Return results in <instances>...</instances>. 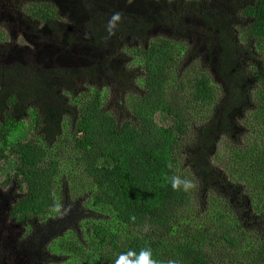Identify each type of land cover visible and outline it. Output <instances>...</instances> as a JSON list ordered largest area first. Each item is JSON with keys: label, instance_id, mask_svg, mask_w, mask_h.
<instances>
[{"label": "trees", "instance_id": "1", "mask_svg": "<svg viewBox=\"0 0 264 264\" xmlns=\"http://www.w3.org/2000/svg\"><path fill=\"white\" fill-rule=\"evenodd\" d=\"M117 11L123 19L109 38L106 25ZM27 14L67 47L99 54L120 36L135 42L142 72L92 57L46 69L0 60V159L16 160L21 224L54 207L59 163L48 155L69 128L100 214L89 226L95 264L143 248L158 264H264V0H39ZM195 18L211 77L191 61L186 21ZM71 24L83 34H71ZM156 27L171 29L172 38L152 34ZM3 49L1 34L0 57ZM179 55L189 59L181 64ZM108 79L126 93L122 114L105 106ZM80 83L86 90L70 93ZM157 112L171 124H158ZM25 119L31 135L10 142L6 132L15 136L12 126ZM174 174L194 179L195 188L172 190L164 177ZM195 199L198 208L219 204L206 230L189 226ZM247 236L258 260H224V250L233 255Z\"/></svg>", "mask_w": 264, "mask_h": 264}, {"label": "rangeland", "instance_id": "2", "mask_svg": "<svg viewBox=\"0 0 264 264\" xmlns=\"http://www.w3.org/2000/svg\"><path fill=\"white\" fill-rule=\"evenodd\" d=\"M36 1L39 0H0V36L3 35L4 41L0 60L3 65L12 66V63L20 62L30 67L46 69L54 66L63 67L74 62L81 66L83 65L81 59L88 60L92 57L95 60L101 58L113 65L125 66L129 72L141 74V67L133 53L135 42L126 41L120 36L116 42L111 43L108 50L99 54L90 49L67 47L51 31L28 16L30 3ZM198 23L196 18L186 21V24L190 25L188 28L190 33L187 32L186 37L193 40L191 48L195 49V52H192L195 59L191 61L205 69L211 77L213 70L206 63L208 56L200 45L201 35L195 31ZM67 27L71 34H83L78 25L71 24ZM156 33L172 38L173 31L156 27L152 34ZM177 59L178 61L184 59L180 61L182 64L186 63L185 59L189 57L179 55ZM176 69L179 71V67ZM85 88L86 85L80 83L76 86V91L70 93L79 96L81 95L79 93L86 90ZM120 88H116L111 79H108V83L101 88L104 91L105 106L117 114H122L120 105L125 102L126 97V93ZM207 112L211 115L209 110ZM154 119L163 126L171 124L170 118L161 112H157ZM12 128H15V136L6 132L10 142L17 139L26 140L31 135L32 122L25 119ZM68 133L69 128H66L48 155L59 163L58 174L53 179L55 204L62 203L68 210L66 214L55 213L53 207L45 215L31 218L26 226L22 225L18 218L19 213L14 211L15 203L23 190L22 183L14 175L16 160L7 153L6 158L0 159V264H95L97 259L91 250L89 226L100 214L91 207L90 186L82 174L84 165L80 153L72 147ZM198 197L201 199L202 195ZM193 201L194 207L189 206L187 217L189 226L206 230L212 223L219 204L214 203L212 208L204 206L198 208L199 200ZM249 219L250 216H243L246 223ZM128 234L127 228L122 229L120 241L124 243V238ZM204 241L205 239H200L202 244ZM223 245L224 243H221L220 248L223 249ZM258 252L252 238L247 236L233 255L228 249L224 250L226 256L224 260L241 258L254 261L258 260Z\"/></svg>", "mask_w": 264, "mask_h": 264}, {"label": "clouds", "instance_id": "3", "mask_svg": "<svg viewBox=\"0 0 264 264\" xmlns=\"http://www.w3.org/2000/svg\"><path fill=\"white\" fill-rule=\"evenodd\" d=\"M122 19L123 17L121 12L117 11L112 14L105 29L109 38L116 35V31L118 30ZM167 168L169 170L173 168V163L171 161L168 162ZM164 179L166 183L170 184L172 190L174 191L188 192L196 186L194 179L186 178L179 174L171 176L165 175ZM54 211L57 214H66L68 210L64 208L62 203H56L54 205ZM130 220L135 222L136 217L133 215L130 217ZM145 231H148V229L145 228ZM115 264H158V262L153 259V252L151 248H143L139 252L129 250L125 253H120L115 259ZM168 264H178V262L176 260H169Z\"/></svg>", "mask_w": 264, "mask_h": 264}]
</instances>
